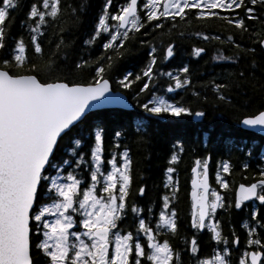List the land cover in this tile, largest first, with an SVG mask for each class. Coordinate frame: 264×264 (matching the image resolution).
<instances>
[{
  "label": "snow or ice",
  "instance_id": "6c2138e0",
  "mask_svg": "<svg viewBox=\"0 0 264 264\" xmlns=\"http://www.w3.org/2000/svg\"><path fill=\"white\" fill-rule=\"evenodd\" d=\"M87 4L31 0L15 34V17L24 10V0H0V264H264V167L259 178L239 183L234 198L226 200L209 182L211 153L196 157L190 219L183 225L174 167L184 152L182 139L173 145L177 151L170 155L165 192L154 211V201L141 203L148 186L139 184L133 190L131 149L121 143L125 130H114L106 158V126L89 120L92 110L121 104L128 92L141 110L135 123L141 143L152 120L205 117L203 108L196 110L190 101L169 96L191 90L199 99L201 93L193 88L189 64L168 70L161 66L179 50L175 37L165 39V28L173 31L176 24L196 21L203 29L196 37L232 50L223 55L218 49L214 60H247L255 69L256 57L264 55V0H103L83 42L92 50L98 44L102 51L95 58L91 51L87 59L81 55L69 70L74 41L66 37L83 23ZM52 36L57 42L45 56L44 45H52ZM134 43L148 50V59L138 72L126 71L117 78L113 73ZM205 53L199 46L191 51L197 58ZM83 69L91 70L90 79H75ZM249 77L243 70L229 72L220 77L223 82L212 79L203 87L233 106V88L243 94ZM251 86L264 91V82L253 81ZM203 99L206 102L207 96ZM237 124L264 133V103L243 112ZM232 167L227 159L217 163L219 189L230 190L225 174L230 175ZM218 209L229 216L232 209L245 211L240 222L243 244L230 220L224 234ZM186 227L193 230L191 235L182 232ZM205 229L216 242L207 255L198 241Z\"/></svg>",
  "mask_w": 264,
  "mask_h": 264
},
{
  "label": "trees",
  "instance_id": "16d2710c",
  "mask_svg": "<svg viewBox=\"0 0 264 264\" xmlns=\"http://www.w3.org/2000/svg\"><path fill=\"white\" fill-rule=\"evenodd\" d=\"M31 3V0H24V10L16 14L15 24L13 26V33L19 34L21 31L19 28V23L24 17V13L27 11V6ZM69 3H79V0H69ZM103 0H88L86 6V11L83 13V23L78 27L71 29V35L66 37V39H72L74 44L69 51V60L67 66L69 70L72 68V64L81 55L87 59V53L91 51L92 57L95 58L100 54L102 49L99 45L94 46V50L89 49L85 45L84 38L89 36L92 31V27L96 21L97 14L102 7ZM168 24V22H165ZM199 29L203 30L200 24L193 21L192 25H185L183 22L176 24L173 31H169V27H166L164 32L169 36L175 37L177 44L179 45V50L173 61H163L162 65L165 70L174 69L183 66L184 63L189 64L190 72L192 74L193 88L201 93L200 98L193 97L191 90L181 91L177 90L176 93L170 94V97L177 98V100L184 98L186 101H190L193 108L199 110L203 108L206 112L204 117L205 123L211 122L215 124V130H222L215 136L210 137L209 140L202 141L203 133L199 132L195 127L193 120L190 117H185L182 119H177L173 117L165 116L163 119L152 120L148 124L146 142L141 143L138 138L135 126H133L131 119L129 118L130 110H119V112H113V117L108 113H104L106 110H96L89 113V120L95 121L101 119L106 126L107 135L105 137V157H108V147L112 143V135L114 130L123 128L126 132L125 137L122 139L121 143L126 144L131 149V158L133 161V190H135L139 184H145L146 195L141 199V203L148 201L155 202L154 211H158L160 207V196L164 194L165 189L164 184V174L165 169L169 166V156L171 152L177 151L173 147L177 139H182L184 144V152L180 153V161L174 165L179 171L180 180V193L179 201L176 204L178 214L181 218L182 224L187 225L190 218V203L188 199V180L190 166L193 164L196 157H203L207 153H211L212 159L209 162L210 167L215 170L217 167V157L225 158L231 161L233 166L232 174L230 177H236L233 179V183L238 181L249 182L253 175L256 173L255 166L249 164L248 169L242 168V165L246 162L241 161L247 155V151L252 147L250 144L259 142H264V138L254 137V134L246 130L241 129L237 124V117L241 116L243 112L255 111L262 103H264V91L253 88L252 82L255 81L257 85L264 82V55H258L256 57L258 61V66L253 69L248 66L247 60H241L238 63L233 61H223L214 62L213 51L215 55L218 49L223 55H231L232 50L229 45L219 44V43H209L201 40H190L181 36L180 33L189 34L190 30ZM143 31V30H142ZM159 31V30H158ZM211 34H221L222 39L224 38L223 33L212 32ZM160 35H163L161 33ZM160 35L155 37V42L159 44ZM47 38V37H46ZM27 36L25 40L27 42ZM52 45H44L45 56H47L51 49H54V45L57 42L56 37L52 36ZM143 39H152V37H143ZM199 45L200 47H205L206 53L202 54L200 57L193 59L191 57V51L194 46ZM131 52L126 57L121 58L119 61L116 71L113 73L114 76L118 78L119 74L126 71H132L133 73L138 72L146 63L147 49L139 47L138 43H134L130 46ZM259 52V49H257ZM98 53V54H97ZM31 54V51H30ZM27 67V65L25 66ZM139 69V70H138ZM240 70L244 71V75L249 77V72L253 75L249 77L248 85L244 86L243 94L240 90L233 88L231 92L232 105L229 106L226 103L219 102L211 91L210 87H203L208 81L216 79L217 82H223L220 77L229 72H238ZM90 69H83L76 72L75 79L83 81L85 79H90ZM162 83L167 84V79L165 78ZM115 89V85L113 86ZM129 93V97L135 105V100L133 99L132 93ZM131 95V96H130ZM207 96V101L205 102L203 97ZM247 101V104H245ZM135 109L139 112L136 105ZM104 113V115L102 114ZM107 114V115H106ZM107 118H106V117ZM112 119H111V118ZM110 118V119H109ZM114 118V119H113ZM193 122V123H192ZM191 128L196 130L191 131ZM226 131V132H225ZM140 136H144V133H140ZM216 139L219 141L216 143ZM67 141V137L65 138ZM206 144V145H205ZM245 144V146H244ZM205 147H204V146ZM203 146V147H202ZM263 164V160L259 161ZM221 223L224 225V232L228 235V221L235 227L236 232L239 236H243V230L240 228V220L245 215V211L242 210H231V215L228 213H220ZM186 234L192 233L193 230L190 227L183 228ZM198 241L201 242V253H209L210 245L213 242L209 239V234H201L198 237ZM176 243V239H173Z\"/></svg>",
  "mask_w": 264,
  "mask_h": 264
},
{
  "label": "rangeland",
  "instance_id": "374dc122",
  "mask_svg": "<svg viewBox=\"0 0 264 264\" xmlns=\"http://www.w3.org/2000/svg\"><path fill=\"white\" fill-rule=\"evenodd\" d=\"M98 15V14H97ZM199 29H192V30H190V33L188 34H184L185 35V37L186 38H188V39H190V40H198L199 42H201V39L199 38V37H196L195 35H194V33L196 32V31H198ZM88 38V36L86 37V38H84V40H86ZM197 46H199V45H197ZM200 47V46H199ZM98 54V53H97ZM191 57L193 58V59H195L196 57H194V56H192L191 55ZM171 61H173L172 60V58H170L169 60H168V62H171ZM224 60H221V61H218V60H214V62H223ZM139 70V69H138ZM169 96H170V94H169ZM100 110H102V111H104V110H106L104 113H109L110 114V116L111 117H113L114 115L112 114L113 112H119V110L118 109H116V107H111V106H109V105H105L104 107H101V108H99ZM130 111H132V113H130V116H129V118L131 119V122H132V124H133V126H135V123H136V119H137V117H136V113L138 112L136 109H129ZM104 113H102L103 115H104ZM107 113V114H108ZM106 114V115H107ZM113 115V116H112ZM106 117V116H105ZM110 117V118H111ZM107 118V117H106ZM109 118V119H110ZM192 120H193V122H194V124H195V127L197 128V130H199V132H201V133H203V139H202V141H205V140H209V136L210 137H212V136H215L216 137V135H215V132H216V134H219L220 135V132H222L223 133V129L220 131V130H215V124L213 125L211 122H207L203 127H202V124H204L205 123V121L203 120L204 119V117L203 118H200L198 121H196L195 120V117L194 116H192V117H190ZM112 119V118H111ZM114 119V118H113ZM100 121H102L101 119H99ZM192 122V123H193ZM241 129H243V130H246V131H248V132H251V133H253L254 134V137H258V138H264V135H262V134H260V133H257V132H255V131H253V130H249V129H246V128H243L241 125H238ZM194 130V133H196V130L194 129V128H191V131H193ZM226 132V131H225ZM205 133H207L208 135H207V137H205ZM197 134V133H196ZM216 143H218L219 141L216 139V141H215ZM206 145V144H205ZM204 146V145H203ZM202 146V147H203ZM244 146H245V144H244ZM205 147V146H204ZM249 147H252L251 149H249V151H247V155L245 154V158L244 159H242L241 161H243V162H249L250 164H253L254 166H255V171H256V173L255 174H258V171L262 168V167H264V165L263 164H260V162L259 161H261V160H263V163H264V142H259V141H257L256 143H253V144H250L249 145ZM172 153V152H171ZM171 155V154H170ZM170 157V156H169ZM226 158H228V157H225V158H216L217 159V163L220 161V160H223V159H226ZM177 170V169H176ZM212 173H214L213 171H212ZM175 175H177L178 177H179V171L177 170L176 171V174ZM209 175H211V172H210V169H209ZM191 176H192V174H191V172L189 173V185H190V181H191ZM179 182H180V180H179ZM209 182H210V178H209ZM214 188H217V190H218V186H217V184H215L214 185ZM191 189V188H190ZM190 211H191V207H190ZM222 214V213H221ZM246 214V213H245ZM217 215L219 216V218H220V215L218 214V212H217ZM243 217L245 218V215H243ZM242 217V219L240 220V222L244 219ZM218 218V217H217ZM241 228V227H240ZM204 231V230H203ZM244 231V230H243ZM202 234H209L208 233V230L207 229H205V233L204 232H202ZM199 237V236H198ZM229 239H231V237L229 236ZM242 239H245V232H243V238ZM241 239V244H243V240ZM213 242V244H215L216 245V242L215 241H212ZM203 254V253H202Z\"/></svg>",
  "mask_w": 264,
  "mask_h": 264
},
{
  "label": "flooded vegetation",
  "instance_id": "af4514ba",
  "mask_svg": "<svg viewBox=\"0 0 264 264\" xmlns=\"http://www.w3.org/2000/svg\"><path fill=\"white\" fill-rule=\"evenodd\" d=\"M215 55V53H214V51H213V56ZM227 160H229L228 158H226ZM230 161V160H229ZM231 162V161H230ZM246 163H249V162H246ZM232 169H233V167H232ZM244 170V169H243ZM210 172H211V175H209V178H210V184H211V186L212 187H214V185L216 184V182H215V173H212V171L210 170ZM231 174H232V171H231ZM230 174V175H231ZM226 175V178L229 180V183H230V185H231V188H230V190H227V191H225V190H222V189H219L218 188V191H221L224 195H225V198H226V200H228V199H233L234 198V189L236 188V187H238V185H239V183H250V182H252L254 179H256V178H259L258 177V174H254L253 175V177H252V179L249 181V182H244V181H238V182H235V183H233V179H235L236 177H230V175L229 174H225ZM188 184H189V180H188ZM191 186L189 185L188 186V199H189V203L191 204V201H190V191H191ZM247 203H249V202H246V204ZM256 205H259V202L258 201H255L254 202ZM217 212H218V214H220V213H226L224 210H222V209H218L217 210ZM246 215V214H245ZM217 217H218V219H221V218H219V216L217 215ZM244 218V217H243ZM190 219V218H189ZM242 219V218H241ZM183 233H185V231H182ZM204 233H205V230L203 231ZM192 233L190 232V233H188V235H191ZM224 234L225 235H227L225 232H224ZM241 237V239L243 238V236H240ZM243 241H244V239H242ZM216 247V245L215 244H213V248H215ZM213 248H212V244L210 245V250H209V253H206V254H204V255H207V254H210L211 253V251L213 250Z\"/></svg>",
  "mask_w": 264,
  "mask_h": 264
},
{
  "label": "water",
  "instance_id": "95a60500",
  "mask_svg": "<svg viewBox=\"0 0 264 264\" xmlns=\"http://www.w3.org/2000/svg\"><path fill=\"white\" fill-rule=\"evenodd\" d=\"M107 105H109V106H111V107H122V108H126V109H132V106L131 105H129V103H128V101L126 100V97L124 96V101H123V103H121V104H107ZM105 106V105H104ZM103 106V107H104ZM94 110H99V108L98 109H94ZM94 110H92V111H94ZM195 119H199V118H196L195 117ZM243 128H246L245 126H243V125H241ZM246 129H248V128H246ZM249 130H253V131H255V132H257V133H260V134H262V135H264V133H261V132H259V131H257V130H254V129H249Z\"/></svg>",
  "mask_w": 264,
  "mask_h": 264
}]
</instances>
